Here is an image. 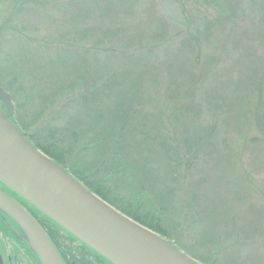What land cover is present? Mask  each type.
<instances>
[{"label": "rangeland", "instance_id": "1", "mask_svg": "<svg viewBox=\"0 0 264 264\" xmlns=\"http://www.w3.org/2000/svg\"><path fill=\"white\" fill-rule=\"evenodd\" d=\"M252 1L0 0L1 77L13 80L9 75L15 71L17 78L30 80L32 96L38 97L34 109L42 111L40 119L27 125L32 130L45 125L49 114L58 113L72 100L82 97L80 109L88 106L97 92L110 87L106 75L139 93L141 103L129 111L138 118H115L113 124L104 125L112 116L102 111V125L85 119V140L66 146L84 147L81 153L90 149L89 156L72 153L68 160H61L83 174L80 168L93 157L97 161L99 153L115 151L112 161L116 164L129 154L123 158L133 163V180L125 190L130 203L116 202L130 215L116 202L115 207L199 264H264V0H254L249 6ZM217 18L227 24L223 31H216L210 23ZM203 19L210 21L205 24L210 37L194 34L197 47L191 48L198 55L185 47L183 57L185 31L202 30L198 22ZM107 30H111L109 36ZM252 72L257 79L254 87L247 84L254 89L247 95L248 105L233 89L242 88L246 79L249 82ZM11 86L0 80L2 112H9L6 100L1 99L7 94L11 117L25 125L27 115L14 107L23 101ZM11 96L16 97L14 103ZM129 96L133 97L132 91ZM159 105L163 109L157 114ZM122 131L131 137L128 144L119 142L126 145L118 150L113 141L122 139ZM162 141L170 145L162 147ZM174 150L178 157L186 155L182 170L178 175L163 174L161 165L155 163L171 159ZM135 178L141 182L137 190ZM94 181L87 180L90 186L97 184ZM140 188L141 193L132 194ZM0 189L19 201L54 237H63L58 247L69 264L77 263L72 258L86 256L78 242L72 244L70 236L49 217L1 181ZM146 197H150L148 202L141 204ZM28 240L0 211L4 264H40ZM75 247L78 251H73ZM83 260L96 262L90 254Z\"/></svg>", "mask_w": 264, "mask_h": 264}, {"label": "water", "instance_id": "2", "mask_svg": "<svg viewBox=\"0 0 264 264\" xmlns=\"http://www.w3.org/2000/svg\"><path fill=\"white\" fill-rule=\"evenodd\" d=\"M1 93V92H0ZM0 103V181L113 264H199L90 192L9 122ZM0 211L25 233L41 264H65L50 238L0 189ZM2 260L0 259V264Z\"/></svg>", "mask_w": 264, "mask_h": 264}, {"label": "trees", "instance_id": "3", "mask_svg": "<svg viewBox=\"0 0 264 264\" xmlns=\"http://www.w3.org/2000/svg\"><path fill=\"white\" fill-rule=\"evenodd\" d=\"M24 1L25 0H21V2H24ZM252 2L253 3H251L249 6L254 5V3H255L254 0ZM231 11H232V9H231ZM244 12H246V10ZM200 13H202V12H200ZM228 15H230V13ZM225 17H227V16H225ZM230 18H232V17L230 16L228 19H230ZM208 19H210V18H208ZM208 19L207 20L203 19L202 21L198 22L200 27H203L202 30L197 29L195 27L194 30H192V31L190 29L185 31V33L187 35V36H185V39H187V40L185 41L186 43L184 44V46H182L183 47L181 50L182 52H180L183 57H184V54H186L185 47L187 49H189L190 51L192 50V48H191L192 45L197 47V45H195L196 40H197V36H194V34H200V35L206 34L204 37H208L210 35V34H207L208 33L207 28H206L207 26L205 25L208 23V21H209ZM217 19L218 20H214L211 22L209 21V22L211 23V25H214V27L218 28L216 31H223L224 29H222V27L226 26L227 24H223V22H221L220 18H217ZM4 27H6V23H5ZM2 30H4V29H2ZM184 30H185V28H184ZM225 32H227V31H225ZM175 40H177V39H174V41ZM193 40L195 41V43ZM42 44H44V43H42ZM40 48H42V49H40ZM40 48L39 49L41 52H43L45 50L43 45ZM193 50H195V49H193ZM195 53H196L195 55L197 56L198 51L195 50ZM1 55H4V54L0 53V56ZM196 56H194V57H196ZM6 73L7 72H5V74ZM10 73H12V75H9V76L11 78H13V80L8 79V78L2 79L3 77H1V76H4V75H2L3 72H1V71H0V80L6 81V83H9L12 85L11 90L14 89L12 91L15 92V94L17 96H19L20 99L23 101L21 104H17L14 107L17 110H20L21 113L24 112L25 115H27V117H28L27 118L28 121L25 122V125L23 123H21V124L17 123L16 118L11 117V119H10L11 124L15 125L17 127V129L26 137V139L32 145H34V147H36L37 149L42 151L44 154H46L47 157H50L57 165H59V167H61L65 171H67L78 182H80L82 185H84L92 193L97 194V196H100L103 200L108 202V204L112 205L113 207H115L116 201L118 203H119V201L120 202L121 201H124V202L127 201V203L129 204L130 200L126 197L129 194H125V192H126L125 190H128L126 188L128 187V185L131 186L129 183H130V181L133 180L134 175L131 174V173H134L133 167L131 166V165H133V163L131 164L129 160H127L126 158L125 159L123 158L124 156L127 157L129 154H125L123 156V153H121L120 156L121 157L123 156L122 157L123 162L121 160V162H118L116 164V162L112 161V158L115 155V151H112L111 153H109L110 155L108 153L106 154V152L105 153H99L100 155L96 156L97 161H95V159H94L95 157H93V161H91L92 160L91 159L89 161L90 163H88L86 161V165L84 166L85 168L84 167H83V169L80 168L84 175L78 171L77 167L74 169H70V168H68V166H65L66 163L62 162L61 157H67V160H68L69 158H71L70 155L72 153L77 154V156L79 155L81 158H84V157L86 158V156H89L88 154H90V151H88V150H90V149H86L83 153H81L83 151L84 147L81 149V146H80V148L78 150L77 147L74 148L73 146L72 147L66 146L68 143H71V142H73V144H74V142L77 139L80 140L81 138H83V141L85 140L84 137L86 136V134L82 130V128H83L82 126L84 125L83 122L85 119H88V120L92 119L93 124H94V122L96 123V121H97L98 124L102 125L103 123H100L102 120H99L100 118H103L104 113L102 111H107L112 116V120H109V122H104L105 123L104 125L113 124L114 123L113 119H115V118H117V119L123 118L124 119V117H127L130 121L133 120L134 118H138V116H133V114L129 113V111L130 110L133 111V107L137 106L141 103V101H139V99H138L139 93L136 90L133 91V88H131L130 85H128V84L127 85H124V84L121 85V83H116L118 81H116V78H115L114 82L109 83L111 85L107 91L104 90L105 87H103V89L101 88L102 92H100V91L97 92L95 97H93L91 100H89V102L87 104L88 106H86V107L82 106L85 108V110L90 108V110H89L90 113L86 112L83 114V112L85 110L82 112V109H84V108L80 109V107H79L81 102L83 104V98L80 97L79 99L77 98L75 100H72L71 102H68L66 105H64L65 107L63 106L61 110L59 109L60 111L58 113L49 114L50 116H48V120L46 121L47 123H45V125H41L38 129L32 130L29 127L30 121L31 120L32 121L38 120L37 117L39 118L40 115L42 114V111L34 109V108H36V106L33 105L34 102H37L38 97L32 96L33 95V88L30 87V83H29L30 80L27 81V79L22 80V79L17 78L18 74L15 71L14 72L11 71ZM182 76L185 77L186 75L183 73ZM173 84L175 85L176 81L173 82ZM103 91H105V92H103ZM113 91H115V93ZM131 91L133 92V97L129 96V92H131ZM102 93H104L105 96H101ZM11 97H13V98H11L12 101L14 98H16L14 96H11ZM35 99H36V101H35ZM105 99H107V100H105ZM152 99L153 98H150V101H149L150 104L152 103ZM84 100H85V97H84ZM13 103H14V101H13ZM96 109L101 110V111L96 112ZM161 109H163V105H159L156 108L155 112L158 114V113L162 112ZM91 112L94 115H92ZM94 112H96L97 115ZM128 113L130 115H128ZM52 114H54V115H52ZM63 114H66V115H63ZM87 115H89V116H87ZM94 116L97 118H94ZM151 121H153V120H151ZM27 125H29V126H27ZM102 131H104V129H102ZM99 134H101V133H99ZM40 136H43V138L41 139ZM101 136L104 137V134H101ZM121 137H122V139H120ZM130 137H127L126 134L122 131L120 138H119L120 140L115 138L113 143H114V145L117 146L118 150L119 149L122 150L125 148L126 144L121 145V144H119V142L127 143V142H129ZM150 139L147 142H145V144L149 143ZM171 139H172V137H171ZM175 139H176V136L174 137L173 141L171 142V145L174 148L177 147ZM115 141H116V143H115ZM162 142H163L162 147L170 145L168 143V141H162ZM74 146H75V144H74ZM194 147H195V145H194ZM185 148L188 151L186 153V155L187 156L190 155V150L188 147L184 146L183 151L185 152ZM166 152L167 151H165L164 149H162L160 151L161 155L162 154L165 155ZM175 152H177V151L174 150V152L172 153L171 159H169V157H168V158H164L163 160L161 159V161H157L158 163L157 162L155 163L156 165H158V164L161 165V166H159V168L162 167L161 168L162 170L160 172H162L163 174L169 173V175H170V173H177V175H178L179 170H182L180 168L181 164L183 163L181 160L182 159L186 160V155L182 153V155H180V157H178V155H176ZM93 155H95V154H93ZM120 156L118 155V159H121ZM103 157H105V159H103ZM79 160H81V159H79ZM80 164L82 165V162ZM161 176H162V178L164 177V175H162V174H161ZM88 179H91L92 181L95 180L94 182H96L97 184L90 186V183L87 182ZM135 179H136L135 183H133V184H134V186H136V190H137V187L138 186L140 187L139 184H141V182L138 181L137 178H135ZM136 190L132 193L133 195H135V194L138 195L139 193H141L143 191V189H141V188L139 189V191H136ZM130 197H132V196L130 195ZM146 198L147 199L141 201L142 202L141 204L147 203L149 200L148 198H150V197H146ZM118 203H117V206L121 210H123L124 208L121 205H118ZM115 208L117 209V207H115ZM124 210L122 211L123 213L129 214V212H125ZM147 216H148V214H147ZM134 219H137V218H134ZM138 220H140V219H138ZM52 224H54L58 229H61L66 234H68L70 236L69 238H70L72 244L75 242H78L80 245L78 247V248H80V252H83V254H86V256L88 254H90L94 258H96V260H98V262L96 264H101V262H99V261H103V260L106 261L96 251L91 249L86 244L82 243L80 241V239L78 240L75 236H73L68 231L61 228L57 223L53 222ZM40 225L47 232L48 236L53 241L54 245L56 244L58 246L57 241L60 242V241L64 240V239H61L63 237H61L59 235H57L58 237H56V236L54 237L51 233H49V231L45 228V226H43L41 223H40ZM57 246H56V248H57ZM78 248L75 247L72 249H73V251L74 250L78 251ZM86 256L83 255L82 257H80V256L78 257V255H77V257H78L77 259H79V260H76V259L72 258V254L70 255V257L74 261H76L77 263L81 264L84 262V264H92V263H88L85 260H83ZM63 258H64V256H63ZM64 260H66V258H64ZM109 264H111V263H109Z\"/></svg>", "mask_w": 264, "mask_h": 264}, {"label": "bare ground", "instance_id": "4", "mask_svg": "<svg viewBox=\"0 0 264 264\" xmlns=\"http://www.w3.org/2000/svg\"><path fill=\"white\" fill-rule=\"evenodd\" d=\"M104 30H106V29H104ZM100 32H101V30H99ZM105 33L106 34H108V36L111 34V30H107V31H105ZM98 42V41H97ZM255 68V67H254ZM251 76L249 77V82L247 81V79L245 80V84H244V86L242 87V88H240V87H238V86H236L237 87V89H233V90H238L239 92H238V94H240L239 96H240V100H244V101H247L248 102V105H249V101H248V99H247V95H248V93H253L254 91V89L253 90H250V88H249V86L247 85V84H249V83H251V85H253L255 82H256V78H257V74H256V72H252V74H250ZM106 77L107 78H104L105 79V81L107 80V81H109V82H114V80H115V78H112V76H107L106 75ZM79 81V80H78ZM106 81V82H107ZM109 82H107V84L109 83ZM255 85H253V87H254ZM226 87V86H225ZM226 88H230L228 85H227V87ZM256 88V87H255ZM250 96H251V94H249ZM188 151H187V149L185 148V153H187Z\"/></svg>", "mask_w": 264, "mask_h": 264}, {"label": "flooded vegetation", "instance_id": "5", "mask_svg": "<svg viewBox=\"0 0 264 264\" xmlns=\"http://www.w3.org/2000/svg\"><path fill=\"white\" fill-rule=\"evenodd\" d=\"M34 216V215H33ZM40 222V221H39ZM55 246H57L56 244H55ZM57 248H58V250H59V252H60V255H61V257L63 258V256H62V254H61V251H60V249H59V247L57 246ZM0 258H2V257H0ZM2 260V262L1 263H3L4 264V260H3V258L1 259ZM63 260H64V258H63ZM66 261V262H65ZM64 262H65V264H69V262L67 261V259L66 260H64ZM98 262V260H96V262L94 263V264H96ZM99 262H101V264H109L108 262H106V261H99ZM71 264H75V263H71ZM76 264H80V263H76ZM81 264H84V262L83 263H81Z\"/></svg>", "mask_w": 264, "mask_h": 264}]
</instances>
